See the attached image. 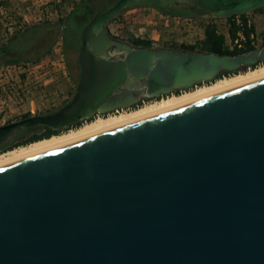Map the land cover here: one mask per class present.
<instances>
[{
  "label": "water",
  "instance_id": "95a60500",
  "mask_svg": "<svg viewBox=\"0 0 264 264\" xmlns=\"http://www.w3.org/2000/svg\"><path fill=\"white\" fill-rule=\"evenodd\" d=\"M133 6L224 18L264 0H116L81 30L71 98L1 125L0 150L264 61V45L231 55L111 37ZM0 264H264V77L0 166Z\"/></svg>",
  "mask_w": 264,
  "mask_h": 264
},
{
  "label": "rangeland",
  "instance_id": "374dc122",
  "mask_svg": "<svg viewBox=\"0 0 264 264\" xmlns=\"http://www.w3.org/2000/svg\"><path fill=\"white\" fill-rule=\"evenodd\" d=\"M3 1V4H0V49L8 41L12 31L35 24L42 27L43 34L40 38H46L42 43V49L48 44L50 25L56 28L58 33L56 41L60 43L58 46L54 43L49 53L40 58L0 62V126L18 120L25 114L35 115L53 111L71 98L76 88L78 74L76 60L80 46V33L87 23L84 21L81 25L72 24L65 27L58 22V17L65 18L74 3L80 0ZM90 1L94 2L90 7V13L94 15L106 10L116 0H87V3ZM244 17L254 25L256 32L254 46L261 47V34L264 33V6L244 13ZM235 20L234 15L227 18L212 15L200 18H177L152 7L133 6L124 9L115 20L107 24L106 29L111 37L126 42L132 36L151 40L155 48L182 49V45H192L194 51H201L204 28L207 24H212L217 33L225 37L224 46L231 49L233 45L230 42L229 26ZM145 26L151 30L145 29ZM66 32L75 36L76 43L74 48L65 55L62 36ZM10 59H13V56ZM157 99L159 98L145 100L144 103ZM63 131L66 130L61 132Z\"/></svg>",
  "mask_w": 264,
  "mask_h": 264
},
{
  "label": "trees",
  "instance_id": "16d2710c",
  "mask_svg": "<svg viewBox=\"0 0 264 264\" xmlns=\"http://www.w3.org/2000/svg\"><path fill=\"white\" fill-rule=\"evenodd\" d=\"M3 0H0V4H3ZM94 2L87 0L76 1L73 5L69 14L65 18L58 17V22L65 27L71 26L72 24H83L84 21L88 22L92 17L90 13V7ZM239 16V22H231L229 26V37L233 42L237 40L231 49L224 46L225 37L217 33L215 26L212 24H207L204 28V39L202 41L203 52H214L217 54H237L241 52L249 51L255 46L252 44L256 38V32L254 25L249 23L244 17V14H234ZM233 16V15H232ZM116 19V18H115ZM114 19V20H115ZM41 25H30L26 26L24 29H18L17 31H12L8 41L0 49V62H16L19 59L28 60L40 58L43 55L49 53L51 47L56 42L58 33L53 25L48 28L49 31V41L45 48L42 49V43L46 38H40L43 34L41 30ZM240 33V35H239ZM44 36V35H43ZM69 36L72 41V45L65 44V38ZM48 38V37H47ZM63 49L65 55L71 51L76 43V38L71 35L70 32L63 33ZM262 45H264V33L261 34ZM128 42L135 47H154L153 42L149 39H143L138 37H129ZM183 50L194 51L192 45H182ZM13 56V59L10 57ZM30 114H25L23 117L29 116ZM48 129V128H47ZM25 144V143H23Z\"/></svg>",
  "mask_w": 264,
  "mask_h": 264
},
{
  "label": "bare ground",
  "instance_id": "6f19581e",
  "mask_svg": "<svg viewBox=\"0 0 264 264\" xmlns=\"http://www.w3.org/2000/svg\"><path fill=\"white\" fill-rule=\"evenodd\" d=\"M264 77V64L246 71L225 75L209 83L197 85L192 89L178 94H168L157 100L144 103L130 110H117L104 116H95L76 128H71L47 138L14 147L0 153V166L17 162L19 160L37 155L38 153L71 142L86 138L111 128L129 123L134 120L146 118L156 114L170 111L176 107L194 100L230 89L232 87Z\"/></svg>",
  "mask_w": 264,
  "mask_h": 264
},
{
  "label": "flooded vegetation",
  "instance_id": "af4514ba",
  "mask_svg": "<svg viewBox=\"0 0 264 264\" xmlns=\"http://www.w3.org/2000/svg\"><path fill=\"white\" fill-rule=\"evenodd\" d=\"M170 6H173V4H171ZM103 12V11H102ZM99 13H101V12H99ZM98 14V13H97ZM95 15V14H94ZM93 16V15H92ZM65 44H67V45H72V41L70 40V38H69V36H66V38H65ZM80 47V46H79ZM78 50H79V48H78ZM76 63H77V60H76ZM259 64H264V61H258L255 65H253V66H251V67H249V68H252V67H255V66H257V65H259ZM249 68H242V70H245V69H249ZM226 74V73H225ZM179 91H175V93H178ZM164 95H160V96H155V97H151V98H148V97H141V98H139L138 100H137V102L135 103V104H133V105H131V106H129V107H125V108H119V109H116V110H127V109H129V108H131V107H133V106H137V105H139L140 103H142V101L144 102L145 100L146 101H150V100H153V99H156V98H160V97H163ZM116 110H113V111H111V112H116ZM99 114H102V115H105L106 113H101V112H96L95 114H94V116L92 117V118H94L95 116H98ZM23 118V117H22ZM91 118V119H92ZM21 119V118H20ZM91 119H85V120H81L80 122H77V123H75V124H73V125H71V126H68L67 128H64V129H62V130H67V129H69V128H71V127H76V126H78V125H80V124H83V122H86L87 120H91ZM19 120V119H18ZM15 121H17V120H15ZM61 130V131H62ZM61 131H56V130H51V129H47V128H43L40 132H38V133H31V134H29V136H27V138H25V139H23V140H20V141H18V142H16L15 144H14V146H16V145H21V144H23V143H28V142H31V141H34V140H38V139H42V138H44V137H48V136H50L51 134H56V133H58V132H61ZM8 149L10 150V148H5V149H3V150H0V153H3V152H5V151H8Z\"/></svg>",
  "mask_w": 264,
  "mask_h": 264
},
{
  "label": "built area",
  "instance_id": "2783aa9c",
  "mask_svg": "<svg viewBox=\"0 0 264 264\" xmlns=\"http://www.w3.org/2000/svg\"><path fill=\"white\" fill-rule=\"evenodd\" d=\"M235 17H236V20H235V23H238L239 22V19H238V15H234ZM227 18V17H226ZM239 35H240V33H239ZM230 42L232 43V45H234V43H236L237 42V40H234L233 42L230 40ZM252 44L254 45V42H252ZM154 45V44H153ZM142 103H144L143 101H142ZM117 111V110H116Z\"/></svg>",
  "mask_w": 264,
  "mask_h": 264
},
{
  "label": "crops",
  "instance_id": "0c3cea01",
  "mask_svg": "<svg viewBox=\"0 0 264 264\" xmlns=\"http://www.w3.org/2000/svg\"><path fill=\"white\" fill-rule=\"evenodd\" d=\"M22 17H24L25 18V16H22ZM177 18H179V17H177ZM146 27V26H145ZM145 29H148V27H146ZM148 30H151L150 28L148 29ZM151 39H153V38H151ZM154 40V39H153ZM60 42L59 41H56L55 42V45H57L58 46V44H59ZM177 49H179V48H177Z\"/></svg>",
  "mask_w": 264,
  "mask_h": 264
}]
</instances>
